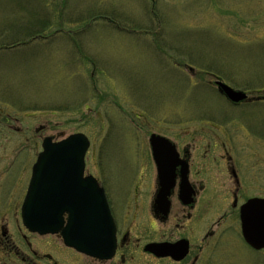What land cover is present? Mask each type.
Wrapping results in <instances>:
<instances>
[{
	"label": "rangeland",
	"instance_id": "obj_1",
	"mask_svg": "<svg viewBox=\"0 0 264 264\" xmlns=\"http://www.w3.org/2000/svg\"><path fill=\"white\" fill-rule=\"evenodd\" d=\"M217 76L264 96V0H0V239L6 225L19 249L0 245V264H53L40 257L56 250L74 261L20 220L47 135L85 133L87 172L117 200L153 132L235 149L255 178L244 190L264 193V101L231 104ZM239 252L240 264H264V250Z\"/></svg>",
	"mask_w": 264,
	"mask_h": 264
},
{
	"label": "flooded vegetation",
	"instance_id": "obj_2",
	"mask_svg": "<svg viewBox=\"0 0 264 264\" xmlns=\"http://www.w3.org/2000/svg\"><path fill=\"white\" fill-rule=\"evenodd\" d=\"M156 133L165 137L157 143V154L150 134L148 144L143 148L142 166L135 170V179L130 185L127 181L119 186V200L112 195L118 189L112 191L98 178L115 222L114 254L110 257L85 254L67 246L61 231L54 235L63 247L74 253L72 264L242 263L237 259L239 249L248 251L254 248L243 236L240 208L250 197H264V193L249 194L244 190L251 181L255 182V178H250V167L243 164L248 159H242L244 155L236 153L233 148L192 147L189 143L181 144L167 135ZM89 174L92 173L85 169L84 175ZM143 187L148 189L142 190ZM69 214L68 211L62 213L65 220ZM6 233V225H3L4 238L0 239V245L5 246L7 254L13 250L19 253ZM22 237L25 246L36 256L37 251L32 248L27 233ZM56 252L57 259L48 253L40 259H48L53 264L71 261L64 260L59 251ZM243 255L240 253L239 258ZM29 258L26 255L22 261ZM31 264L42 263L33 261Z\"/></svg>",
	"mask_w": 264,
	"mask_h": 264
},
{
	"label": "water",
	"instance_id": "obj_3",
	"mask_svg": "<svg viewBox=\"0 0 264 264\" xmlns=\"http://www.w3.org/2000/svg\"><path fill=\"white\" fill-rule=\"evenodd\" d=\"M216 83L219 91L234 102L248 97L221 80ZM163 139L151 134L155 155L157 143ZM42 145L22 206L24 225L42 234L61 230L67 245L99 257L112 256L115 223L104 188L94 176H83L88 137L82 132L59 141L47 136ZM65 211L70 214L64 225ZM241 219L246 240L257 249L264 247V198L249 199L241 208Z\"/></svg>",
	"mask_w": 264,
	"mask_h": 264
}]
</instances>
